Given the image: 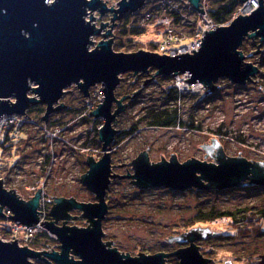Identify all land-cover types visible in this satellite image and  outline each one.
<instances>
[{"label":"rangeland","instance_id":"374dc122","mask_svg":"<svg viewBox=\"0 0 264 264\" xmlns=\"http://www.w3.org/2000/svg\"><path fill=\"white\" fill-rule=\"evenodd\" d=\"M117 1L106 2L112 6ZM153 1L149 0L150 3ZM216 2L217 0H211L210 9ZM237 6L233 15L244 9V4L240 1ZM144 8L145 6L142 11ZM110 15L112 14H105L96 22L109 21ZM138 16L135 15L132 19L138 21ZM188 20V28L176 26L178 31H184L180 33L187 38L183 47L192 41L196 29L201 27H198L197 15H189ZM134 25L137 26V23L134 22ZM215 26L218 27L214 25V29ZM118 32L115 27L112 50L135 52L132 48L124 47L121 41L119 45L116 37L121 36ZM101 38L100 35L94 38L92 49ZM139 40L141 43L138 42L133 48L150 50L158 42L155 33L143 34ZM259 40L256 37L253 39L244 37L237 49L245 54L247 62L258 66V72L251 76V81L248 80L240 86L222 80L217 84L218 92L208 93L200 100L201 96L186 98L179 110L181 122L175 124L178 129L147 127L140 123L135 133L130 136L123 135V131H127L138 122L145 108L151 105L160 108L169 103L165 90L173 85L172 81L162 80L160 76L150 79L151 77L146 74L147 76L141 79H135L137 83H132L134 77L132 72L120 75V82L115 89L117 99L123 97L122 95L131 96L130 91H137L144 80H150L134 98L122 102L126 105L115 119L114 127L119 131L113 138L110 150L111 173L116 175L131 173L133 170L130 162L142 151L147 152L149 161L152 162L162 157L169 159L174 155L179 162L191 157L211 162L212 157L201 145L204 143L211 145L210 139L216 135L218 138L215 139L222 145L223 153L227 156L244 157L249 161L263 162L264 165V42L261 44ZM256 46L263 52L248 55L257 49ZM100 89L102 86L101 88L96 84L91 86L88 90L89 96L85 99L76 85H71L65 89L58 104L54 105L55 107L63 103L66 107L52 112L46 122L42 119L45 106L35 105L26 109L24 115H18H26L24 120L21 119L20 126L11 125L17 129L15 137L7 135L12 127L3 129L7 134L1 135L3 139L0 140L2 186L7 191L14 189L15 194L20 196L18 198L24 202L30 200L41 187L42 197L37 209L41 212L38 214L41 220L46 221L49 217L46 213H49L53 206V202L48 201L53 200L51 197L66 199L71 197L78 202L96 201L94 194L81 183L80 175L88 169L85 165L87 156L99 159L102 155L97 130L102 126L103 119H94L89 114L102 102L103 93L99 91ZM27 96L38 99L34 93ZM0 99H7L11 103L16 101L12 96ZM174 105L173 107L178 106ZM36 106L43 107L41 115L29 112ZM205 155L207 156L204 158ZM122 163L124 165L118 166ZM130 181L128 178H114L106 189L104 198L107 212L102 220L101 229L102 241H112L109 244L110 248L115 247L119 253L131 256H138L139 252L145 255L171 253L178 248L189 246L187 232L199 227L195 231L203 232L205 236L192 241L198 246L199 254L209 259L208 264H224L225 261H229L230 264H254L262 261L264 186L248 184L249 181H245L242 183L245 184L243 186L225 190L178 191L161 188L140 189ZM78 212L72 210L71 214L77 218L68 220L72 224L64 225L87 227L88 221L79 217ZM222 213H227V216L231 214L233 220L231 216L230 219L225 216L210 219ZM3 214L5 217L4 222H0V240L10 242L16 239L19 246L32 249L35 245L43 247L34 249L36 251L45 250L47 253H51L52 250L59 251L57 246L59 243L49 241L51 234L39 223L27 227L8 219L7 215H11V212L7 208H3ZM45 245L51 248L48 249ZM164 259L166 264H179L180 261V258L173 254L165 256ZM35 262L45 264L38 259L32 260L33 264Z\"/></svg>","mask_w":264,"mask_h":264},{"label":"water","instance_id":"95a60500","mask_svg":"<svg viewBox=\"0 0 264 264\" xmlns=\"http://www.w3.org/2000/svg\"><path fill=\"white\" fill-rule=\"evenodd\" d=\"M106 1L54 0L51 5H47L46 0H0V98L12 96L16 100L11 103L7 99H0V118L4 114L24 115L30 106L44 105L42 119L46 122L52 112L66 107L63 103L54 107L63 96L65 88L75 84L86 99L89 88L100 83L102 89L99 91L103 93V100L89 114L104 121L98 128V139L102 152H105L97 162L87 156L88 169L80 175L81 183L94 194L96 201L78 202L71 197H51L53 200H48L53 202L49 213H46L49 217L72 220L77 217L69 212L78 210L81 212L79 217L86 219L89 225L78 227L62 224L58 227L51 221H42L39 225L56 236L59 251H36L19 246L16 239L10 242L0 240V264H33L32 260L35 259L45 264H166L164 258L170 254L180 258L179 264H208L209 259L199 254L198 246L192 241L205 236V233L195 231L199 227L187 232L189 246L166 254L158 252L145 255L139 252L138 256H131L119 253L115 247L110 248L112 241L103 242L101 224L107 212L104 197L109 177L128 178L131 184L140 189L165 187L186 191L194 187L197 190H225L243 186L245 181L264 186L263 162L249 161L239 156L226 157L213 136L210 139L211 145L204 143L201 147L215 159V163L193 158L180 163L172 157L169 161L161 158V162L150 164L147 152L142 151L130 162L133 173L126 170L125 175H116L111 173L109 155L113 138L119 131L112 128V124H115L116 117L124 110L125 104L122 102L127 97L134 98L141 89L135 91L134 95L117 99L115 89L120 82L119 76L128 72L137 76L147 73L149 67L158 68L156 76L176 75L186 71L189 76L184 81L209 86L199 100L218 88L212 82L219 77L225 76L234 84H245L258 69L244 62L242 51L237 49L244 37H259L260 43L264 40L263 1L258 0L259 6L255 10L245 16L238 15L229 26L205 29L198 51L191 50L193 55L182 53L171 57L143 50L114 52L111 47L112 38L101 40L89 51L88 46L92 44L89 37L99 35L100 30L107 25V22H100V28L96 29L94 23L91 24L95 18L91 11L98 10L100 16L112 14L110 29L101 34L105 38L112 35L114 21L122 15L139 10L145 0H120L115 3L118 5L115 9L112 6L107 8ZM188 1L197 12L204 13L199 9V0ZM245 1L240 0L242 3ZM86 8L91 10L88 12L89 21L83 20L87 14ZM258 46L248 55L263 52L258 50ZM150 79L144 80L142 85ZM30 84L38 87L31 88ZM29 91L37 95L38 99L27 97ZM113 103L116 109L112 113L110 109ZM213 149H216L215 155H212ZM122 165L124 163L118 166ZM40 196L41 187L30 200L24 202L18 198L20 196L15 194L14 189H4L0 179V218L5 217L3 208H7L11 212V215H7L8 219L16 224L27 227L37 224L38 214L41 213L37 210ZM261 260L254 264H264V255ZM224 264L230 262L225 261Z\"/></svg>","mask_w":264,"mask_h":264},{"label":"bare ground","instance_id":"6f19581e","mask_svg":"<svg viewBox=\"0 0 264 264\" xmlns=\"http://www.w3.org/2000/svg\"><path fill=\"white\" fill-rule=\"evenodd\" d=\"M53 1L54 0H46V3H47V5H51V3ZM104 1L105 0H102V2H104ZM118 1H120V0H118ZM262 1H263V4H264V0H262ZM210 2H211V0H199V4H200L199 5V9H202L203 12H204L202 14L200 11L197 12V10H195L193 8L192 4L188 0H178V2H176L174 0H154L152 3H150L149 0L148 1L145 0L144 1L145 4L139 10H137L136 12H133L131 14L128 13L129 14L128 15L129 16L128 18H125V16H127V14H125V15H122V17H120L119 20L114 21L113 23H115V24L113 25L112 33H111L113 36L112 35H109L108 37H105L104 38L103 35H101V34H104L105 33V30H109L110 29V26L109 25H111V23H112V21H110V18H112V15H110L109 16V21H106L107 22V25L105 27H103V29L100 30V34L99 35L102 38L98 42H100L101 40H108V39L114 37L115 34L113 32H114V28L115 27L119 31H122V30L125 31L130 26L129 21H134V22L137 23V26H136L137 27V32H136V34H134V35H126L124 37H118V35H117V37H116L119 40L117 42L120 43V41H121L124 47H126V48L127 47L128 48H132V50H134L135 52H137L140 49L139 48H133V47H135L136 45H138V42L141 43L140 40H139V37L141 35H143V34L155 33V36L158 38V42H157L156 45L153 46V49L154 50L153 49L147 50L146 48H142L143 51H148V52L156 53L158 55H169L170 57L171 56H174V55H180L182 53L183 54L184 53H188V54L193 55V52L191 50L194 49L195 52L198 51V49L201 46V44H200L201 41H202L201 38L204 35L200 38V40L193 41L192 44L190 45L191 46L190 48H183V44L185 45L186 41L182 38V36L184 34H180V32L184 33V31L183 30L182 31H178V29L176 27V26H180V27L188 28V25H189V20H188L189 19V15H197L198 16V22L200 20L203 24H212L213 26L214 25H218V27L219 26L220 27H224V26H229L231 24V22L238 15L241 14L242 16H245V15L249 14L251 11L255 10L259 6L258 0H247V1L243 2V3L241 2L242 4H244V6H243L244 9L243 10H240L235 15H232V17L228 21H226L224 23H217L211 17V13H210ZM105 6L107 8H110L111 7V6H109L107 4V2H105ZM117 6H118L117 4L112 5V8L115 9V8H117ZM144 6H145V8L146 7L147 8L146 9L144 8L145 10L143 9V11H142V8ZM90 11H91L90 9L86 8V13L87 14L83 16V20L89 21V15L88 14L92 13V16L95 17V18L92 19L91 24L94 23V26H95L96 29L97 28H100V22L101 23H105V21H100L99 23H97L96 20L97 19L98 20H101L102 17L105 16V14L104 15H101V16L100 15L96 16L95 13L100 14L98 10L91 11V12ZM88 12H90V13H88ZM106 14H108V13H106ZM109 14H111V13H109ZM135 15H139L138 16L139 17L138 18V21L133 20L134 18L132 19V17L135 16ZM166 24H169V27L166 26ZM208 28H211V26L209 25ZM211 30H215V29L212 28ZM203 34H205V33H203ZM99 35H94V36L89 37V41H91L92 44L95 43L94 38L97 37V36H99ZM256 38L259 40V37H256ZM162 41H164L165 44H166V46L164 47L165 48V51H166V54H162L163 52L160 50V45H161V42ZM98 42L96 43V45L98 44ZM263 42H264V40L261 41V44ZM259 43H260V40H259ZM92 44H89V46H88L89 51L92 50V48H91V45ZM112 44H113V38H112ZM120 45H121V43H120ZM256 48H257V46H256ZM121 53H132V51H125V52H121ZM242 54L244 56V62L249 63V62L246 61L247 58H246L245 54L243 52H242ZM157 70H158V68H155V67L154 68H151V67H149L148 68V72L147 73H144V75L147 74V75H149V77H152L153 75H155V72ZM152 72H153V74H152ZM172 74L173 73L169 74L168 76H162L163 74H160L159 75L160 78H162L163 80L172 81V85H173V86L167 87V89H166L167 90V93L170 90H171V92H173V94H172L173 97L172 98L169 97V99H167L169 103L161 106L162 108L167 107L168 105H170V106L172 105L173 106L174 105L173 103H175L174 106L178 105L177 106V110H181V107L184 105V100L186 98L187 99H193L196 96H201L202 93H205L209 89V86H203L200 82H186V81H184L189 76V73L186 72V71L185 72H178L176 75H172ZM134 76H136V75H134ZM156 77H158V76H156V75L153 76V78H156ZM141 78H143V77L137 76V80L138 79H141ZM222 80H227L230 83H232L229 78H227L225 76H222V77H219L216 81H213L212 82V85L214 87H218L217 84L220 81H222ZM141 83H142V81H141ZM148 83L149 82H147V85H148ZM72 85H75V84H72ZM96 86H98V88L99 87L101 88L102 85L100 83H97ZM240 86H242V85H240ZM30 87L31 88H34V87H38V85L30 84ZM139 87L141 88L140 90L142 91V89H143L144 86L143 85L142 86L140 85ZM218 88L215 89V90H212L209 94H211L213 92H218ZM65 89L63 91H65ZM29 93H32V92L29 91L27 93V95ZM103 97L104 96L102 94V98ZM174 97H176V99L179 102L178 101L175 102L174 101ZM129 98L130 97H127L123 101H126V100L130 101L131 99H129ZM101 100H103V99H101ZM124 104L126 105V103H124ZM113 105H115V103L112 104L111 109H110L112 113H113L114 109H116V105H115V108H113ZM150 107H152V105ZM2 116H12V115H6V114H4V115H1V117ZM16 116H18V115H16ZM21 117L24 118V116H21ZM92 118L95 119L96 117L92 116ZM103 124H104V121L101 123V125H103ZM114 125L112 124V128H114L115 130H117L114 127ZM152 127H156V128L161 127V128H164L163 126H152ZM172 127H176V126L172 125ZM166 128H168V127H166ZM3 129L1 131V133L3 132ZM97 132H98V130H97ZM117 133H118V131H117ZM214 138L217 139L218 138L217 135ZM219 145L222 147L221 144H219ZM111 149H112V147H111ZM101 151H102V149H101ZM215 152H216V149H213L212 155H215ZM104 153L105 152H102L101 157L103 156ZM224 154L227 156L226 153H224ZM109 155L111 157V154H109ZM91 157L93 158V161L94 162H97L99 159H101V157L99 159H95L94 156H91ZM228 157H231V156H228ZM233 157H238V156H233ZM173 158L179 162V159L176 157V155H174ZM191 158L196 159L194 157H191ZM191 158H189V159H191ZM162 159L163 160H167V161L170 160V158L169 159H166L164 157H162ZM189 159H187V160H189ZM200 161H205L207 163H215V159L213 157H212L211 162H209L207 160H200ZM158 162H161V159L158 160V161H155L153 163H158ZM183 162H185V161H183ZM183 162H180V163H183ZM149 163L152 164V161H150ZM85 165L88 168V164L86 162H85ZM131 173H133V171ZM112 179H114V178L109 177V180L110 181ZM158 188L167 189L165 187H158ZM144 189H148V188H144ZM153 189H155V188H153ZM192 189H194V187ZM213 190H216V189H213ZM33 195H35V193ZM41 197H42V191H41L40 198ZM49 241H54L55 244L59 243L57 241L56 236H54L52 234H51V237H50ZM45 247H49V246L45 245ZM28 248H30V247H28ZM30 249H32V248H30Z\"/></svg>","mask_w":264,"mask_h":264},{"label":"trees","instance_id":"16d2710c","mask_svg":"<svg viewBox=\"0 0 264 264\" xmlns=\"http://www.w3.org/2000/svg\"><path fill=\"white\" fill-rule=\"evenodd\" d=\"M238 3H239L238 0H224V1L217 0L214 7L212 9H210L211 17L217 23H224V22L228 21L232 17L233 13L236 12V9L238 7L237 6ZM128 15L129 14H127V16H125V18H128L129 17ZM129 24H130V26L125 31L124 30L119 31L118 34L121 37H124L126 35L136 34L137 27L134 25V21H129ZM119 45H120V43H119ZM139 75H137V76H139V77L146 76L144 74H139ZM137 76L133 77L132 83L138 82V81H136ZM154 80H157V79H154ZM134 91H136V90H134ZM165 91L167 92V90H165ZM133 93L134 92L130 91V95H132ZM172 94H173V92H171V90H170L167 93V97H168L167 99H169V97L172 98L173 97ZM122 96H124V95H122ZM125 96H127V95H125ZM175 100H176V97H174V101ZM29 112H34L37 115H41L43 113V107H40V106L33 107L29 110ZM179 118H180L179 110H177V107H173L172 105L171 106L168 105L167 107H164V108H162V107H160V108H155V107L145 108L144 114L138 119V122H136V124H134L127 131H123L122 134L127 135V136L132 135L133 133H135L137 131L138 125L140 123H144L145 125L150 126V127H152V126L172 127V125L175 126V124H177L178 122H181ZM224 216L228 217L229 219H230L229 216H231V218H232L231 214L227 216V213H222V214H219L218 216H213L210 219L214 220V219L222 218ZM232 220H233V218H232ZM0 222H4V220L2 218H0ZM4 231H6V229H4ZM32 247L34 249L43 248V247L40 248L36 245L32 246ZM35 264H41V263L35 262Z\"/></svg>","mask_w":264,"mask_h":264},{"label":"built area","instance_id":"2783aa9c","mask_svg":"<svg viewBox=\"0 0 264 264\" xmlns=\"http://www.w3.org/2000/svg\"><path fill=\"white\" fill-rule=\"evenodd\" d=\"M211 26V28H208V26ZM166 26H168L169 27V24H166ZM201 26V27H200ZM198 27H200V29H196V31H195V33H194V35H193V37H192V41L189 43V44H186L187 46H185V47H183V48H190L191 46V44H192V42L193 41H198V40H200V38L203 36V33H205L204 32V30L205 29H208V30H211L212 28H213V25L212 24H203L200 20H199V22H198ZM180 34H182V33H180ZM182 38L186 41L187 40V38L183 35L182 36ZM166 46V44H165V42L164 41H162L161 42V45H160V50L163 52L162 54H166V51H165V47ZM97 98H98V96L97 95H95ZM100 98V97H99ZM21 119H23V117L21 118V116H16V115H12V116H2L1 118H0V140H2L3 139V137H1V135H5V134H7V133H5L6 132V130L5 131H3L2 133H1V131H2V129L4 128H6L7 129V127H12L11 125H16V126H20V124H21V122H22V120ZM24 120V119H23ZM52 130V129H51ZM47 131V130H46ZM48 131H50V130H48ZM8 136H10V137H15L16 135H17V129H15V127H12L11 128V131L7 134ZM1 179V178H0ZM42 221H44V220H41V217L39 216V222L38 223H40V222H42ZM48 249H50V247H47Z\"/></svg>","mask_w":264,"mask_h":264},{"label":"flooded vegetation","instance_id":"af4514ba","mask_svg":"<svg viewBox=\"0 0 264 264\" xmlns=\"http://www.w3.org/2000/svg\"><path fill=\"white\" fill-rule=\"evenodd\" d=\"M78 211V210H77ZM72 211H70L69 213L71 214ZM81 214V212L79 211L78 212V216ZM73 216V214H71ZM46 221H51L53 222L55 225H61V224H66V225H69V224H72L71 222H68V220H63V219H53L51 217H47V220ZM67 221V222H66Z\"/></svg>","mask_w":264,"mask_h":264}]
</instances>
